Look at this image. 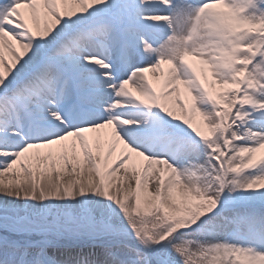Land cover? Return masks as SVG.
I'll return each mask as SVG.
<instances>
[{"label": "snow or ice", "instance_id": "obj_1", "mask_svg": "<svg viewBox=\"0 0 264 264\" xmlns=\"http://www.w3.org/2000/svg\"><path fill=\"white\" fill-rule=\"evenodd\" d=\"M0 264H264V0H0Z\"/></svg>", "mask_w": 264, "mask_h": 264}]
</instances>
